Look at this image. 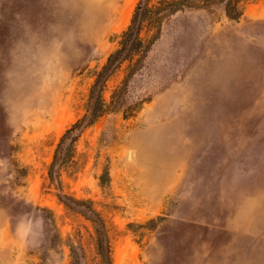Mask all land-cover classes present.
<instances>
[{
    "label": "rangeland",
    "instance_id": "obj_1",
    "mask_svg": "<svg viewBox=\"0 0 264 264\" xmlns=\"http://www.w3.org/2000/svg\"><path fill=\"white\" fill-rule=\"evenodd\" d=\"M138 1L0 0V264H100L95 214L112 264H264V0L154 18L146 67L127 88V63L108 75L74 127ZM31 207L46 241L22 254Z\"/></svg>",
    "mask_w": 264,
    "mask_h": 264
},
{
    "label": "trees",
    "instance_id": "obj_2",
    "mask_svg": "<svg viewBox=\"0 0 264 264\" xmlns=\"http://www.w3.org/2000/svg\"><path fill=\"white\" fill-rule=\"evenodd\" d=\"M241 1L242 0H162L159 3L160 7H151L149 6V0H139L135 6L129 26L122 33L119 48L109 55L106 64L97 75L96 81L91 88L88 103L90 106L89 115H85L82 120L74 125V127L80 126L85 119H87L88 123H92L103 112V101L101 98L102 83L108 75L114 72L123 63H127L128 73L124 83V87L127 88L129 79H131L135 73L146 67L147 53L151 50V45L150 41L145 45L140 37V33L149 23L153 24L154 18H159L160 21L164 16L169 17L183 9H206L212 5L221 4L225 15L230 19L236 20L241 15L239 9ZM159 8L165 11V14L160 17L157 16ZM156 32L160 33V29H157L156 31L154 30L155 35ZM154 33L152 38L156 37ZM146 100H148V97L144 98L143 96L139 99V104ZM72 201L79 206L85 205L83 202ZM89 211L92 214H95L94 210H91L90 208ZM95 215L97 216L95 232L100 264H112L106 226L98 214Z\"/></svg>",
    "mask_w": 264,
    "mask_h": 264
},
{
    "label": "clouds",
    "instance_id": "obj_3",
    "mask_svg": "<svg viewBox=\"0 0 264 264\" xmlns=\"http://www.w3.org/2000/svg\"><path fill=\"white\" fill-rule=\"evenodd\" d=\"M15 180L16 171L12 158L0 156V196L12 195ZM25 205H29V202L25 201ZM13 235L22 254L42 248L46 241V221L42 212L31 207V211L16 214ZM47 264H62L60 253L50 250Z\"/></svg>",
    "mask_w": 264,
    "mask_h": 264
},
{
    "label": "bare ground",
    "instance_id": "obj_4",
    "mask_svg": "<svg viewBox=\"0 0 264 264\" xmlns=\"http://www.w3.org/2000/svg\"><path fill=\"white\" fill-rule=\"evenodd\" d=\"M126 9V8H125ZM126 11V10H125ZM125 13V12H124ZM123 16V15H122Z\"/></svg>",
    "mask_w": 264,
    "mask_h": 264
}]
</instances>
